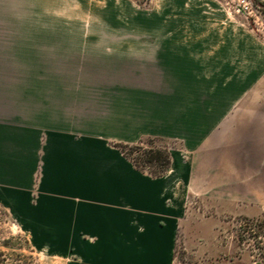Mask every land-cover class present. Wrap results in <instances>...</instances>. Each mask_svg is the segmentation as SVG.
<instances>
[{
    "label": "crops",
    "instance_id": "1",
    "mask_svg": "<svg viewBox=\"0 0 264 264\" xmlns=\"http://www.w3.org/2000/svg\"><path fill=\"white\" fill-rule=\"evenodd\" d=\"M71 43L0 72V207L59 264H172L189 195L264 209V43ZM179 143L165 174L116 145Z\"/></svg>",
    "mask_w": 264,
    "mask_h": 264
},
{
    "label": "rangeland",
    "instance_id": "2",
    "mask_svg": "<svg viewBox=\"0 0 264 264\" xmlns=\"http://www.w3.org/2000/svg\"><path fill=\"white\" fill-rule=\"evenodd\" d=\"M250 1L257 22L234 11L236 0H0V72L42 70L71 43H264V0ZM179 146L144 138L126 151L170 155ZM220 203L188 196L172 264H264V209L252 216L258 208ZM0 264L59 260L33 251L24 227L0 207Z\"/></svg>",
    "mask_w": 264,
    "mask_h": 264
},
{
    "label": "trees",
    "instance_id": "3",
    "mask_svg": "<svg viewBox=\"0 0 264 264\" xmlns=\"http://www.w3.org/2000/svg\"><path fill=\"white\" fill-rule=\"evenodd\" d=\"M143 140L144 139L139 140L138 143H142ZM128 146L130 145H116L137 170L147 172L152 177H160L168 170L170 165V155L168 151L149 147L143 150L139 148L135 150L131 149L132 151L128 152L126 151ZM135 151H140V153H138L135 158L130 157V154H133Z\"/></svg>",
    "mask_w": 264,
    "mask_h": 264
},
{
    "label": "built area",
    "instance_id": "4",
    "mask_svg": "<svg viewBox=\"0 0 264 264\" xmlns=\"http://www.w3.org/2000/svg\"><path fill=\"white\" fill-rule=\"evenodd\" d=\"M234 11L244 17H249L251 21H259V7L254 5L250 0H236L233 5ZM253 17L255 19H253Z\"/></svg>",
    "mask_w": 264,
    "mask_h": 264
}]
</instances>
